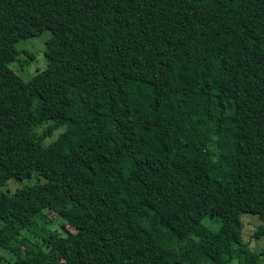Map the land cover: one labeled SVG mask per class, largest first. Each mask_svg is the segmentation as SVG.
I'll use <instances>...</instances> for the list:
<instances>
[{
    "label": "trees",
    "instance_id": "1",
    "mask_svg": "<svg viewBox=\"0 0 264 264\" xmlns=\"http://www.w3.org/2000/svg\"><path fill=\"white\" fill-rule=\"evenodd\" d=\"M4 185L0 264H261L264 0H0Z\"/></svg>",
    "mask_w": 264,
    "mask_h": 264
},
{
    "label": "rangeland",
    "instance_id": "2",
    "mask_svg": "<svg viewBox=\"0 0 264 264\" xmlns=\"http://www.w3.org/2000/svg\"><path fill=\"white\" fill-rule=\"evenodd\" d=\"M50 36H51L50 30H45V31H42L40 35L22 39L16 44L17 49H18V55L16 57V60L11 61L9 63V66L21 78L28 79L33 74H35L37 71H40L47 65L48 59L44 55V48H45V41ZM36 121L40 122L41 119L37 117ZM45 126L46 124L44 122H41L38 127V131L41 132ZM58 133H59V130L55 131L52 134V136L46 137L45 142H49L50 140L54 139ZM9 185H10V189H13L16 183L10 182ZM7 186L5 185L1 186L0 191L6 192L8 189ZM241 220L243 223V236L245 239L249 240L250 237L253 235V233L256 231L260 220L258 219L256 214L247 213V212L242 214ZM203 223L207 225H211L212 222H211V219L210 220L204 219ZM12 227H13V230H17L20 228V224L15 222L12 224ZM252 239L250 241L251 245L264 250V235H262L260 238H258L254 242H252ZM0 254L4 256L9 255L4 251L0 252ZM262 257H264V255ZM261 264H264V258L261 260Z\"/></svg>",
    "mask_w": 264,
    "mask_h": 264
}]
</instances>
